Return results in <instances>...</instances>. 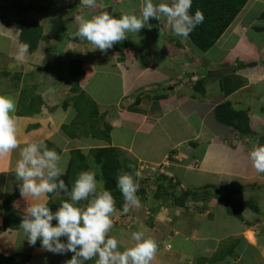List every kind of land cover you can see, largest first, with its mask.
Masks as SVG:
<instances>
[{
  "label": "crops",
  "instance_id": "0c3cea01",
  "mask_svg": "<svg viewBox=\"0 0 264 264\" xmlns=\"http://www.w3.org/2000/svg\"><path fill=\"white\" fill-rule=\"evenodd\" d=\"M43 1L0 0V95L16 103L20 148L43 141L58 151L66 166L61 179L68 188L72 151L85 157L84 171H91L90 151L108 147L143 164L146 173L158 167L155 180L147 176L145 182L136 181L138 186L144 183L136 194L141 208L113 215L109 235L120 242L121 251L133 245V232L146 230L158 244L151 264H264V175L255 171L248 156L254 145H264V0L248 1L219 39L205 52L196 48V53L183 50L190 38L173 35L163 18L148 22V50L129 43L94 50L70 31L83 13L80 3L71 21L54 9L79 0H53V11H46ZM113 1L120 6L128 2ZM137 3L142 8L144 0ZM137 3L128 2L130 8ZM110 4L113 9L115 4ZM107 6L83 16L91 19ZM20 22L40 30L36 46L30 50L28 45L26 53L21 52L27 44L20 41ZM252 23L256 26L248 35L244 28ZM187 61L191 65L186 68ZM201 80L202 94L193 88ZM82 93L96 105L90 117L84 112L85 100L76 105ZM22 98L24 112L18 115ZM225 103L246 114L252 134L217 120L215 109ZM73 125L70 136L63 127ZM98 133L109 142L95 138ZM18 159L19 149L0 159V256L17 258L18 264H66L73 253L54 255L43 251L39 241L30 245L20 224L28 205L46 202L55 212L64 198L70 199L67 194L33 201L19 193L8 211L13 223L3 228L4 202L19 192L21 183L13 172ZM186 191L198 198L176 203L175 195ZM230 194L237 206L250 205L241 208V218L227 208ZM255 224L263 235L254 244L250 231Z\"/></svg>",
  "mask_w": 264,
  "mask_h": 264
},
{
  "label": "clouds",
  "instance_id": "9594fccd",
  "mask_svg": "<svg viewBox=\"0 0 264 264\" xmlns=\"http://www.w3.org/2000/svg\"><path fill=\"white\" fill-rule=\"evenodd\" d=\"M80 4L93 8L96 0H80ZM191 7L192 0H170V4L158 5L153 0H144L139 15L124 14L116 19L111 15L112 8V13L106 10L91 19L77 15L75 36L90 43L94 50L104 52L149 27L150 18L158 21L163 18L173 35L186 40L205 19L200 10L194 15L190 14ZM27 50L28 45L21 48L22 53ZM15 112V101L9 96L0 95V159L19 149V159L13 172L16 180L21 182V197L24 200L31 197L33 201H47L48 194L59 195L61 192L70 197V200L62 201L55 212L46 202L32 203L26 207L20 228L28 243L35 246L39 241L43 251L54 255L73 253L66 264H86L91 260L95 264H151L158 244L155 239L145 235L146 230L133 232V245L123 251L119 250L120 242L109 235L113 229V215L117 211L115 199L111 191L104 188L103 182L97 180L94 171L79 173L69 191L61 179L66 172L64 158L55 149H49L43 141L30 142L20 148ZM248 156L255 171L264 175V145H254ZM158 172L157 169L156 177L160 174ZM116 183L125 201L123 211L127 213L131 209L141 208L136 195L139 186L133 176L118 175ZM82 201L87 203L78 206ZM53 221H56L55 226Z\"/></svg>",
  "mask_w": 264,
  "mask_h": 264
},
{
  "label": "trees",
  "instance_id": "16d2710c",
  "mask_svg": "<svg viewBox=\"0 0 264 264\" xmlns=\"http://www.w3.org/2000/svg\"><path fill=\"white\" fill-rule=\"evenodd\" d=\"M248 0H192V7L190 10V14L194 15L197 10H200L204 15V22L197 26L193 32L189 35V38L193 45L198 48L200 51L205 52L212 46L223 34L224 30L228 27V25L233 21V19L236 17L238 12L242 9V7L245 5V3ZM114 13V12H113ZM74 16V15H73ZM24 22L18 23V27H20V41L29 45L30 50H33L36 46L39 38H40V30L39 28L34 24H24L23 27L22 24ZM33 36V39L30 37ZM117 45L115 44L114 47ZM194 90L198 93L204 92V85L203 81H199V83H196L194 85ZM24 94V93H23ZM82 100H85L86 105L88 106L84 112L91 113V109H93L92 114L96 110V105L89 101V99L85 98V95L82 93L78 96V99L75 101L76 105L79 106ZM80 101V102H79ZM89 103V104H88ZM20 109L17 110V114L21 115L23 114L24 110L23 108V98L21 99ZM86 114V113H85ZM91 115H86V117H90ZM82 116V112L80 108H78V117ZM215 116L217 120L226 126H232L236 128L238 131H240L243 134H252L249 131L248 128V119L244 112H238L234 111L228 104H222L219 105L215 109ZM74 125L71 127H63V130L66 132V134L70 136H74L70 133L71 128H73ZM95 138L105 140L106 142H109V138L107 135H103L101 133H98L95 135ZM115 150L112 147L104 148V149H98V150H91L90 156L92 157L93 161L92 163H95L99 166L101 175L103 177V180L105 181V189L111 191L114 199H115V207L117 210H123L124 208V198L121 195L119 189L117 188V176L125 174V172H128L129 175H132L135 182H136V166L129 162L128 160H124L123 164L118 160ZM58 153V151H57ZM72 162H71V169L70 173L67 175L68 183H69V189L71 190L72 183L77 178L79 173L83 172L86 166L84 165V159L85 157L81 155L78 151H72ZM125 171V172H124ZM20 192L16 191L12 195H10L4 202V207L6 211V218L4 219V227L8 228L13 223V218L9 215L11 203L12 201L18 196ZM137 194V193H136ZM176 193H174L172 196H174ZM180 196L181 198L177 200V196ZM175 195V202L178 204H182V200L188 199V198H198L197 193H189V192H181L180 194ZM179 198V197H178ZM70 199H63V201H68ZM224 200V197L221 199ZM230 203V202H229ZM228 205V202H227ZM247 206V204H245ZM230 206V205H229ZM237 211L236 215L241 218V208ZM41 247V246H40ZM3 258L0 256V259ZM16 258V257H15ZM27 256H20L21 260L26 259ZM9 260L8 258H5ZM17 259V258H16ZM11 264H18L14 263L12 261Z\"/></svg>",
  "mask_w": 264,
  "mask_h": 264
},
{
  "label": "rangeland",
  "instance_id": "374dc122",
  "mask_svg": "<svg viewBox=\"0 0 264 264\" xmlns=\"http://www.w3.org/2000/svg\"><path fill=\"white\" fill-rule=\"evenodd\" d=\"M99 1L96 0V3L97 4L93 8L84 7L83 5L80 4V6L83 7V9H82V12L83 13H81V16H83V14H84L85 16L88 17L89 14L92 15V12H94V11L96 12L99 9L98 6L100 8L101 7L105 8L108 5V7H109V3H111V2H112V4L113 3L115 4L114 7H113V9H112V11L114 10L113 11L114 13L111 14V15H112L113 18H116V19H119L124 14H136V15H139L140 10H141V7H140L139 3H137L139 0H127L128 2L130 1V2L137 3L135 6H132L131 8L129 7L128 2L124 3L125 6L124 5H121L120 6V5L116 4V2H114L113 0H107V1L105 0L106 2L109 1V3H106L104 0H101L100 2ZM248 1H250V0H248ZM247 2L245 3V5L247 4ZM43 3H44V7L46 8V11H53V7L51 5L52 3H54L53 0H49V1L48 0H44ZM77 3H80V0L77 1L75 4H71V5H67V6H63V7H60L59 6L58 8H55L54 7V9L57 10V11H63V12H65V14H67L68 21H71V20H74V18H73L72 15H73V12L75 10L74 6H76ZM115 10H116V12H115ZM57 19H58L59 22H61L62 19H63V17L62 16H59V17H57ZM257 24H259V23H257ZM252 26H256V23L255 24L254 23L249 24V27H247V28L245 27L244 28L246 30V33L248 35H251V33H253V31L250 30L251 29L250 27H252ZM76 27L77 26L76 25L74 26V24L71 25V28L69 27L70 28V31H73L72 32V34H74L73 36H75L74 31L76 30ZM148 30H149V27H146L144 29H141L140 32L136 36H134V35L133 36H130L129 39L124 40V41H121V42L117 43L116 45L121 47L124 44L126 45V44L129 43L130 46H136L140 50H148V45H150L149 44V39L148 38H145ZM168 30L171 31L170 27H169ZM260 36L262 37V35H260ZM169 38H170V36H169ZM169 42L172 43L173 41L170 40ZM263 46H264V40L262 41V47ZM191 48L194 49L195 50V53H196V48L193 46V43L189 39V41L186 44V47L185 46L183 47V50H185V52H186V50H189ZM190 65H191V63L187 61V63H185L184 66L187 68ZM92 111H93V109H91V113H88L86 111H85V113L87 115H91L92 114ZM115 150H117V149H115ZM115 154H116L118 160L121 162V164H123L124 160H128L129 162H132L136 166V169H137L136 174L139 173L138 176L136 175V181L142 182V181H144L143 177H146L147 178V176L150 177V178H153V180H155V177L157 175V169H158V167L154 168V170L151 173H146V170H145V167H143V164L136 162V160H134V159H131L130 157H128L127 155H125L124 152L118 150V151H115ZM133 161H135V162H133ZM85 162H86V160H85ZM89 167H90V170L91 171H94L96 173L97 180L98 181H102L104 188H106L105 185H104L106 183L103 180V177L101 175V171H100L99 166L97 164H95V163H90ZM125 174H128V172H125ZM140 182H139V186H141V184H144V183H140ZM170 183H172V181H170ZM231 195L232 194L228 195V199H230V206L229 205L227 206V208H230V211H238V210H240L239 207L242 208V209H244V207L245 208H250V205L249 204L247 206H242V207L240 205L237 206V203H235L234 201H231L232 200V196ZM15 217L18 218V216H15ZM11 218H14V215H11ZM250 232L252 234V236H251L252 243L255 244L256 243V240H258L257 237H260V235L262 234V232L260 230V227L255 224V226L251 227V231ZM263 234H264V231H263ZM17 257L20 258V256H17ZM12 261L13 262H16L17 260L16 259H13V260L12 259H9V260H7V259H5L3 257V258L0 259V264H11Z\"/></svg>",
  "mask_w": 264,
  "mask_h": 264
},
{
  "label": "water",
  "instance_id": "95a60500",
  "mask_svg": "<svg viewBox=\"0 0 264 264\" xmlns=\"http://www.w3.org/2000/svg\"><path fill=\"white\" fill-rule=\"evenodd\" d=\"M107 11H108V13L110 14V12H111V8L109 7Z\"/></svg>",
  "mask_w": 264,
  "mask_h": 264
}]
</instances>
